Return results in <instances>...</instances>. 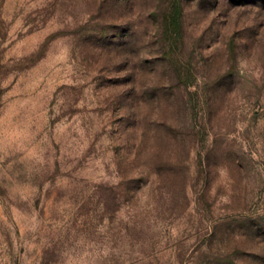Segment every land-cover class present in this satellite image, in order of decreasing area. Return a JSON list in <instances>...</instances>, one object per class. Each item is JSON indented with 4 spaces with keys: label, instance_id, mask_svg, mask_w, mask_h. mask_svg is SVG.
<instances>
[{
    "label": "rangeland",
    "instance_id": "rangeland-1",
    "mask_svg": "<svg viewBox=\"0 0 264 264\" xmlns=\"http://www.w3.org/2000/svg\"><path fill=\"white\" fill-rule=\"evenodd\" d=\"M0 264H264V0H0Z\"/></svg>",
    "mask_w": 264,
    "mask_h": 264
}]
</instances>
